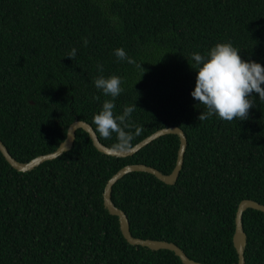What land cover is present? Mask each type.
I'll return each instance as SVG.
<instances>
[{
  "label": "trees",
  "instance_id": "16d2710c",
  "mask_svg": "<svg viewBox=\"0 0 264 264\" xmlns=\"http://www.w3.org/2000/svg\"><path fill=\"white\" fill-rule=\"evenodd\" d=\"M221 42L264 65V0H0V139L21 162L56 150L74 120L95 129L94 115L113 99L94 80L119 76L114 114L137 105L127 118L132 146L172 125L188 141L175 183L133 171L113 186L132 234L175 242L205 264H237L238 205L264 204V102L253 93L246 120L198 119L206 109L191 95L192 54ZM118 48L136 63L118 59ZM179 145L166 134L117 157L80 128L69 151L29 171L0 150V264H184L170 249L129 243L103 195L127 164L171 173ZM243 223L245 264H264V212L248 208Z\"/></svg>",
  "mask_w": 264,
  "mask_h": 264
},
{
  "label": "clouds",
  "instance_id": "9594fccd",
  "mask_svg": "<svg viewBox=\"0 0 264 264\" xmlns=\"http://www.w3.org/2000/svg\"><path fill=\"white\" fill-rule=\"evenodd\" d=\"M85 44H87L86 40ZM76 51L73 48L67 57L73 59ZM115 55L120 60H127L131 64L136 63L134 59L127 56L123 48L116 49ZM192 60L195 61V65L190 64L198 74L191 95L206 109L199 115L200 121L214 114L225 121L246 120L249 110L254 105L252 94L258 93L260 100L264 102V65L254 60L243 59L240 50L231 42L217 43L206 55H201L199 52L193 53ZM100 68L102 70V65ZM121 83L122 80L117 75L109 77L101 75L94 80L97 89L102 90L105 96L113 98L105 100L102 109L94 115L92 121L95 125L94 131L105 139H110L115 133L117 142L113 145L114 150L129 149L135 138L133 132L126 129L131 127L127 118L137 105L125 106L122 114H114V98L123 91ZM95 99L98 100L99 97ZM140 131L136 128L135 135H138Z\"/></svg>",
  "mask_w": 264,
  "mask_h": 264
},
{
  "label": "water",
  "instance_id": "95a60500",
  "mask_svg": "<svg viewBox=\"0 0 264 264\" xmlns=\"http://www.w3.org/2000/svg\"><path fill=\"white\" fill-rule=\"evenodd\" d=\"M80 128L84 129L85 131L89 133L94 145L97 147L99 151L105 154L117 156V157L132 156L135 153H137L139 150H141L143 147H145L146 145L150 144L152 141L158 139L159 137L163 135L177 134L179 136L180 145H179V150H178L177 161L171 173L165 174L161 172L159 169H157L156 167L147 165L145 163L127 164L123 166L122 168H120L115 174H113L107 180L104 193H103L104 204L106 208H108L111 214H114L119 217L122 233L129 243L134 244V245L146 246L154 250L170 249L174 251L181 258L184 264H205L203 262L197 261L189 257V255L185 252V250L182 247H180L178 244H176L175 242L167 241V240H160V239L135 237L131 232L130 221H129L128 215L123 209L119 208L112 200L113 186L124 175L130 172H133V171L149 172L151 174H154L156 177H158L159 179H161L162 181L168 184H173L177 181L179 174L182 170L183 164H184L185 153H186V148H187V143H188L185 131L181 127L174 126V125L163 127L151 133L147 137L143 138L142 140H140L139 142H137L136 144H134L127 150H114L113 147L107 146L106 144L101 142L97 133L94 131L93 126L90 123L84 120L76 119L69 125L65 140L57 147L56 150L52 152L40 154L27 162H21L17 160L10 153L9 149L7 148V146L4 144V142L1 139H0V150L12 167L20 171H29L39 166L41 163L48 161V160H52L62 155L64 152L69 151L74 145L76 135H77V130ZM248 208L257 209V210L264 212V204L257 200L246 198V199L241 200V202L238 205L237 212H236V218H235L236 226H235V232L233 236L234 245L238 252V257H239L237 264L246 263L245 250L247 246L248 236H247V232L245 231V227L243 223V216H244V212Z\"/></svg>",
  "mask_w": 264,
  "mask_h": 264
}]
</instances>
